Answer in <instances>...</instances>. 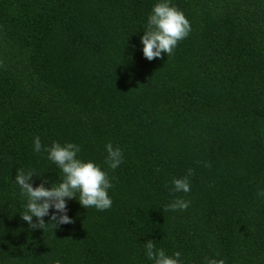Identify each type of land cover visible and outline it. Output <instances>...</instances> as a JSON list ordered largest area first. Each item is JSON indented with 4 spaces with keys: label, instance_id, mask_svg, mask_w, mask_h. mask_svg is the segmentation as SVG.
Masks as SVG:
<instances>
[{
    "label": "trees",
    "instance_id": "16d2710c",
    "mask_svg": "<svg viewBox=\"0 0 264 264\" xmlns=\"http://www.w3.org/2000/svg\"><path fill=\"white\" fill-rule=\"evenodd\" d=\"M155 2L0 0V264H153L149 241L183 264H264V0H172L190 32L148 60ZM53 141L108 172L112 204L74 197L72 223L32 228L14 178L59 182ZM189 168L190 191H171ZM176 197L188 207L168 209Z\"/></svg>",
    "mask_w": 264,
    "mask_h": 264
},
{
    "label": "clouds",
    "instance_id": "9594fccd",
    "mask_svg": "<svg viewBox=\"0 0 264 264\" xmlns=\"http://www.w3.org/2000/svg\"><path fill=\"white\" fill-rule=\"evenodd\" d=\"M189 32V20L172 0H156L140 36L142 54L148 60L161 57L162 52L171 55L178 41L185 38ZM104 147L108 168L116 169L123 161L121 148L113 147L111 142L106 143ZM32 150L41 152L42 143L39 136L33 137ZM43 150L47 153V159L59 168L61 173L59 182L45 186L47 178H43L40 183L33 186L31 179L35 172L23 169L17 171L14 178V183L26 201L25 211L20 215L30 227L44 229L48 225L45 224V216H49V219L55 222L54 227L72 223V217L67 214V201L74 197L84 208L104 210L111 207L112 200L108 192L112 187V181L108 172L94 160L80 158L78 153L81 149L78 143L53 141L51 145L43 146ZM191 174L192 169L189 168L186 175L174 177L171 191L188 193ZM257 196L264 197V188L257 190ZM188 204V200L176 197L167 204V208L184 210ZM33 217L36 218L35 222ZM145 249L147 257L153 264H183L179 251L169 255L163 248H156L151 241L145 244ZM53 264H60V261L55 260ZM207 264H224V261L210 258Z\"/></svg>",
    "mask_w": 264,
    "mask_h": 264
}]
</instances>
